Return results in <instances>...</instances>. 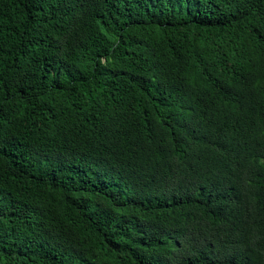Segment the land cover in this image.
Wrapping results in <instances>:
<instances>
[{"label":"trees","instance_id":"1","mask_svg":"<svg viewBox=\"0 0 264 264\" xmlns=\"http://www.w3.org/2000/svg\"><path fill=\"white\" fill-rule=\"evenodd\" d=\"M0 264H264V0H0Z\"/></svg>","mask_w":264,"mask_h":264}]
</instances>
